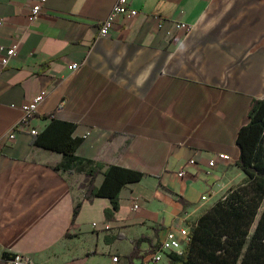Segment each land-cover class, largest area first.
Here are the masks:
<instances>
[{
    "label": "crops",
    "instance_id": "obj_1",
    "mask_svg": "<svg viewBox=\"0 0 264 264\" xmlns=\"http://www.w3.org/2000/svg\"><path fill=\"white\" fill-rule=\"evenodd\" d=\"M40 1L0 0V54L20 43L0 70V264L15 252L42 264H161L148 242L131 260L134 241L160 244L247 181L236 135L264 99V0H130L139 14L118 16L107 36L99 26L116 0H43L30 20ZM38 94L31 127L43 131L54 114L83 139L73 173L52 168L64 155L34 145L28 127L8 137ZM219 153L231 159L210 169ZM97 164L146 176L122 189L111 218V200L98 197L71 226Z\"/></svg>",
    "mask_w": 264,
    "mask_h": 264
},
{
    "label": "trees",
    "instance_id": "obj_2",
    "mask_svg": "<svg viewBox=\"0 0 264 264\" xmlns=\"http://www.w3.org/2000/svg\"><path fill=\"white\" fill-rule=\"evenodd\" d=\"M44 117L52 120L34 136L33 144L62 153L64 161L52 168L73 173L77 161L74 154L83 139L73 137V123L57 119L54 114ZM236 144L237 164L246 173L247 181L231 187L197 220L188 223V243L182 252L168 253L167 264H264V99L252 107L247 121L237 132ZM102 167L97 164L85 172L83 199L74 206L71 226H76L83 202H93L98 197L111 200L113 207L106 210L107 217L111 218L119 209L122 189L146 176L141 170L118 164L110 165L105 171ZM100 174L104 180L97 185ZM67 236L73 235L67 233ZM143 242L150 243L154 252L160 249V244H154L152 238L141 236L134 241L129 254L131 260L138 256ZM11 256L12 253L3 254L5 259Z\"/></svg>",
    "mask_w": 264,
    "mask_h": 264
},
{
    "label": "built area",
    "instance_id": "obj_3",
    "mask_svg": "<svg viewBox=\"0 0 264 264\" xmlns=\"http://www.w3.org/2000/svg\"><path fill=\"white\" fill-rule=\"evenodd\" d=\"M42 2H38L32 10V14L30 16V20L34 19V17L41 11ZM139 14L138 9L134 8L131 4L130 0H116L115 5L107 18H105L99 26V34L101 36H107L110 34L111 30L114 27L115 21L118 16H125L126 18H132ZM176 28L184 29L189 31L191 26L185 22H177L175 24ZM20 47L19 42L13 43L10 47L7 48L4 54H0V70L9 66L11 61L16 58L18 50ZM79 64L73 63L69 66L71 70L79 69ZM45 99L44 94L36 95L32 100L22 105L23 117L19 120L15 126L11 129L8 134L10 139H14L16 134L21 131L24 127H28L31 134L36 135L38 130L35 127H31L30 120L34 117V115L38 112L39 104ZM231 156L226 153H219L213 159L209 161V168L212 169L218 160H229ZM197 164V160L195 158L189 159L184 167L177 172V175L180 177H185L188 174L187 167L195 166ZM209 172V171H208ZM203 200H207V195L202 197ZM134 208L137 209L138 205L135 204ZM190 227L182 226L179 228H169L166 232L164 239L160 242V249L153 253L151 260L154 263H161L166 258L167 254L171 252H182L184 246L189 241V229ZM113 261H118V257L114 256ZM7 264H42L37 263L32 260L28 255L15 252L12 253L10 258H6Z\"/></svg>",
    "mask_w": 264,
    "mask_h": 264
},
{
    "label": "rangeland",
    "instance_id": "obj_4",
    "mask_svg": "<svg viewBox=\"0 0 264 264\" xmlns=\"http://www.w3.org/2000/svg\"><path fill=\"white\" fill-rule=\"evenodd\" d=\"M210 202H213V201H210ZM210 202H209V203H210ZM21 253H22V252H21ZM24 254H26V253H24ZM26 255H28V254H26ZM28 256H29V255H28ZM29 257H30V256H29ZM30 258H31V257H30ZM167 261H168V259H167Z\"/></svg>",
    "mask_w": 264,
    "mask_h": 264
}]
</instances>
